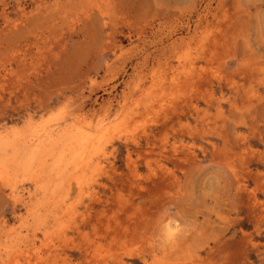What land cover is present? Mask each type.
I'll use <instances>...</instances> for the list:
<instances>
[{"label": "rangeland", "instance_id": "374dc122", "mask_svg": "<svg viewBox=\"0 0 264 264\" xmlns=\"http://www.w3.org/2000/svg\"><path fill=\"white\" fill-rule=\"evenodd\" d=\"M0 162V264H264V0H0Z\"/></svg>", "mask_w": 264, "mask_h": 264}, {"label": "bare ground", "instance_id": "6f19581e", "mask_svg": "<svg viewBox=\"0 0 264 264\" xmlns=\"http://www.w3.org/2000/svg\"><path fill=\"white\" fill-rule=\"evenodd\" d=\"M49 128H50V127H49ZM19 133H20V132H19ZM20 135H21V134H20ZM66 136H67V135H66ZM64 137H65V136H64ZM69 137H71V136H69ZM63 140L65 141V139H63ZM93 140H94V139H93ZM13 141H14V140H13ZM49 141H50V140H49ZM64 141H63V142H64ZM83 141H86V142L88 141V142H90L91 140H90V138H86V139H84ZM63 142H62V143H63ZM68 142H69V141H68ZM93 142H94V141H93ZM2 143H3V142H2ZM11 143H12V142H11ZM14 143H15V142H14ZM16 143H17V142H16ZM65 143H66V142H65ZM82 143H83V145L85 144L84 142H82ZM3 144H4V143H3ZM60 144H61V143H60ZM68 144H70V143H68ZM58 145H59V144H58ZM58 145H57V146H58ZM62 145H63V144H62ZM78 145H79V144H78ZM65 146H66V145H65ZM66 147H67V146H66ZM57 148H58V147H57ZM75 148H76V147H73V149H75ZM59 149H60V148H59ZM59 149H58V150H59ZM61 149H64V146H63V148H61ZM67 149H68V148H67ZM69 150H72L71 147L69 148ZM52 151H53V150H51V152H52ZM54 151H55V149H54ZM60 151H61V150H60ZM63 151H65V150H63ZM66 151H67V150H66ZM75 151H76V150H75ZM75 151H74V152H75ZM46 153H47V152H46ZM52 153H53V152H52ZM62 153H64V152H62ZM65 153H66V152H65ZM65 153H64V155H66ZM59 154H60V153H59ZM59 154H58L57 157L54 155V156L56 157L55 159H58ZM62 155H63V154H62ZM95 155H96V154H95ZM30 156H31V154L28 155L29 159H30ZM34 156H35V155H34ZM34 156L32 155L31 158L34 157ZM36 156H37V155H36ZM36 156H35V157H36ZM52 157H53V156H52ZM64 157H65V156H64ZM77 157H78V156H77ZM17 159H18V155L15 154V156H13V158L6 159V162H10V161H15V162H16ZM29 159H28V161H29ZM32 159H33V158H32ZM47 159H48V158H47ZM21 160H22V159H21ZM30 160H31V159H30ZM35 160H36V158H35ZM38 161H40V160H38ZM47 161H49V160H47ZM6 162H0V166L5 165ZM30 162H32V161H30ZM52 162H53V161H52ZM25 163H26V162H25ZM78 163H79V161H78ZM82 163H83V161H82ZM23 164H24V163H23ZM29 164H30V163H28L27 165H29ZM85 164H86V163H85ZM33 165H34V164H33ZM35 165H36V163H35ZM54 165H55V164H54ZM54 165H53V167H54ZM11 166H13V165H11ZM14 166H15V165H14ZM14 166H13V167H14ZM50 166H51V165H50ZM66 166H67V165H66ZM86 166H87V165H86ZM86 166H85V167H86ZM26 167H27V166H26ZM30 167H31V166H30ZM19 168H21V167H19ZM32 168H33V167H32ZM47 168H48V167H47ZM2 169H4L5 171L7 170V168H5V167H3ZM17 169H18V168H17ZM51 169H52V168H51ZM54 169H55V168H54ZM14 170H15V169H14ZM27 170H28V169H27ZM86 170H87V169H86ZM89 170H91V169H89ZM12 171H13V170H12ZM31 171H32V170H31ZM82 171H83V170H82ZM11 174H12V173H11ZM28 174H29V173H28ZM40 174H41V173H40ZM52 174H53V173H52ZM42 175H43V174H42ZM42 175H41V176H42ZM41 176H40V177H41ZM45 177H47V176H45ZM45 177L43 176V179H44ZM81 177H82V176H81ZM3 178H4V177H3ZM41 178H42V177H41ZM79 179H80V178H79ZM37 180H38V179H37ZM49 180H50V179H49ZM87 181H88V180H87ZM51 182H52V181H51ZM73 182H74V181H73ZM38 183L40 184L41 182L39 181ZM72 185H73V184H72ZM37 186H38V189H44V187H46V186H44V184H42V185L40 184V185H37ZM63 188H64V187H63ZM15 191H16V190H15ZM62 199H64V198L62 197ZM58 201H59V200H58ZM27 205H28V204H27ZM28 209H29V208H28ZM39 216H40V215H39ZM41 218H42V217H41ZM39 219H40V218H39ZM32 220H33V219H32ZM44 235H45V234H44ZM9 239H10V238H9ZM51 239H52V238H51ZM35 242H36V241H35ZM10 244H11V243H10ZM38 249H39V248H38ZM23 251H24V250H23ZM39 251H40V250H39ZM35 254H36V253H35Z\"/></svg>", "mask_w": 264, "mask_h": 264}]
</instances>
